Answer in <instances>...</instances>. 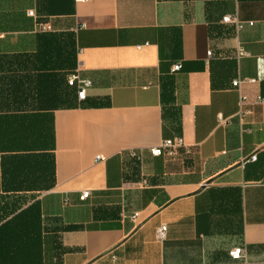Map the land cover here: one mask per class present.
I'll return each mask as SVG.
<instances>
[{"label": "crops", "instance_id": "0c3cea01", "mask_svg": "<svg viewBox=\"0 0 264 264\" xmlns=\"http://www.w3.org/2000/svg\"><path fill=\"white\" fill-rule=\"evenodd\" d=\"M18 200L42 264H264V0H0V204Z\"/></svg>", "mask_w": 264, "mask_h": 264}, {"label": "trees", "instance_id": "16d2710c", "mask_svg": "<svg viewBox=\"0 0 264 264\" xmlns=\"http://www.w3.org/2000/svg\"><path fill=\"white\" fill-rule=\"evenodd\" d=\"M17 202L0 204V264H42L38 202L27 207Z\"/></svg>", "mask_w": 264, "mask_h": 264}, {"label": "built area", "instance_id": "2783aa9c", "mask_svg": "<svg viewBox=\"0 0 264 264\" xmlns=\"http://www.w3.org/2000/svg\"><path fill=\"white\" fill-rule=\"evenodd\" d=\"M82 2H86L88 0H79ZM31 14V13H30ZM224 22H228V23H235L238 25L239 28H241V24L240 22H238V19L236 17H231V16H227L223 18ZM49 29V27H44V30ZM210 55V52L208 53ZM247 55V53L239 48L238 50V56L242 57ZM181 69V65L180 64H176L173 67V72H176L178 70ZM244 82H254L251 80H241V79H237L233 82V87L234 88H239L240 85ZM68 84L71 87H76L77 88V96L79 100H84L86 98L87 95V90L91 87V82L89 80L86 79H82L80 78L78 75H71L68 79ZM245 98L241 97V101H243ZM185 143L183 141L182 138H176V139H168V140H164L160 146L156 147V148H152L150 150V153L152 156L154 157H160V156H167L169 158H173L175 157V155L177 154V152L180 149H184ZM132 156L137 159V160H142V155L141 154H137V153H133ZM101 156H97L96 160H101ZM255 157L253 156L252 158H250V160H254ZM90 192H83L82 196L80 197L81 200H85L88 196H89ZM166 226H162L159 231H158V237L160 239H163L166 233ZM229 255L231 257L232 260L234 261H241L244 258V250L242 248H234L233 250H231L229 252Z\"/></svg>", "mask_w": 264, "mask_h": 264}]
</instances>
